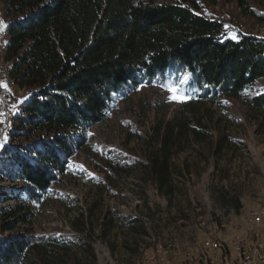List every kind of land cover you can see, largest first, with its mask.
<instances>
[{
    "label": "trees",
    "instance_id": "trees-1",
    "mask_svg": "<svg viewBox=\"0 0 264 264\" xmlns=\"http://www.w3.org/2000/svg\"><path fill=\"white\" fill-rule=\"evenodd\" d=\"M7 20L2 49L13 84L26 91L13 117L14 146L3 149L0 178V264L48 263L46 243L28 225L120 95L143 83L172 82L194 109L222 98L243 99L264 114V37L236 31L201 11L200 0H0ZM264 22V14L253 10ZM233 36L236 38L234 39ZM252 90L250 94H246ZM175 134H182V130ZM174 126L160 136L141 180L171 188L167 149ZM15 203V204H12ZM47 246V245H46Z\"/></svg>",
    "mask_w": 264,
    "mask_h": 264
},
{
    "label": "rangeland",
    "instance_id": "rangeland-1",
    "mask_svg": "<svg viewBox=\"0 0 264 264\" xmlns=\"http://www.w3.org/2000/svg\"><path fill=\"white\" fill-rule=\"evenodd\" d=\"M200 4L202 13L222 20L229 34L241 31L264 37V22L253 15V10L264 14V0H200ZM0 21L5 25L0 30L1 156L4 148L18 142L11 124L26 91L8 75L2 53L7 20L1 3ZM254 87L264 92V78ZM186 100L175 83H143L120 95L105 120L87 129L84 145L53 184L40 211L28 225H19L37 234L57 233L60 244L46 243L44 260L155 264L151 258H159L166 249L173 264H181L186 254L206 253L202 247L206 237L233 232L242 213L253 208L247 204L254 205L252 211L264 207V114L250 110L243 99L222 98L194 109L185 107ZM168 124L174 126L167 149L170 193L168 185L160 191L152 179L140 177V170L148 169L149 157L160 148ZM179 130L182 134H175ZM0 186L17 188L21 183L0 178ZM253 218L248 217V224H256ZM220 243L218 255L224 259L225 245ZM205 259L204 264H210Z\"/></svg>",
    "mask_w": 264,
    "mask_h": 264
},
{
    "label": "built area",
    "instance_id": "built-area-1",
    "mask_svg": "<svg viewBox=\"0 0 264 264\" xmlns=\"http://www.w3.org/2000/svg\"><path fill=\"white\" fill-rule=\"evenodd\" d=\"M0 95V97L2 98V94ZM248 217H256V224L264 223V207H261L256 211L245 210L239 219L248 224ZM258 235L260 234L253 230L252 233L248 232L245 236H236L237 239H233L232 241L233 248L237 252L236 256L244 255L246 253H255V261L253 262V264H264V242H258ZM202 247L206 251L205 254L202 253V256L198 257L194 254H186L181 264H196V262L206 257L209 258L210 264H215V260H217L218 258V251L222 250L221 243L218 240L214 239L212 236H209L203 240ZM160 252L162 253V255L159 258H151L152 262H155V264H173V257L170 251L165 249L164 251ZM236 256H224L225 264H234V261H236ZM147 264L150 263L148 262Z\"/></svg>",
    "mask_w": 264,
    "mask_h": 264
},
{
    "label": "crops",
    "instance_id": "crops-1",
    "mask_svg": "<svg viewBox=\"0 0 264 264\" xmlns=\"http://www.w3.org/2000/svg\"><path fill=\"white\" fill-rule=\"evenodd\" d=\"M236 196L240 199V195L236 194ZM238 201H240V200H237L236 205H235L237 208L240 206V202H238ZM242 205H243V203H242ZM247 206L253 207V208H249L251 210L254 209V205H252V204H247ZM252 220L256 221V217H254ZM239 221H241L240 225L233 232L228 231L226 233H219V234H216L214 236L215 237L214 239H216V238L219 239V241L225 245L224 251H225V253H226L225 255L227 257H229V256L235 257L236 256L233 245H232V241H233V239H235V237L238 234L245 236L252 229V231L254 230L261 235L260 241H258V242H264V223L249 225L240 219H239ZM239 256L240 255L236 256V261H234V264L238 261ZM217 257L218 258H217V260H215L216 261L215 264H224V259L220 255H218ZM204 262L207 263L205 258L203 260L196 262V264H204Z\"/></svg>",
    "mask_w": 264,
    "mask_h": 264
},
{
    "label": "bare ground",
    "instance_id": "bare-ground-1",
    "mask_svg": "<svg viewBox=\"0 0 264 264\" xmlns=\"http://www.w3.org/2000/svg\"><path fill=\"white\" fill-rule=\"evenodd\" d=\"M254 261L255 253H246L244 255H240L235 264H253Z\"/></svg>",
    "mask_w": 264,
    "mask_h": 264
},
{
    "label": "snow or ice",
    "instance_id": "snow-or-ice-1",
    "mask_svg": "<svg viewBox=\"0 0 264 264\" xmlns=\"http://www.w3.org/2000/svg\"><path fill=\"white\" fill-rule=\"evenodd\" d=\"M3 27H5V25H4V22L3 21H0V30H2L3 29ZM227 27V26H226ZM233 38L235 39L236 37L235 36H233ZM4 87H7V85L6 84H4L3 85ZM170 91H172V89H170ZM176 91H178V90H176ZM175 98V97H174Z\"/></svg>",
    "mask_w": 264,
    "mask_h": 264
},
{
    "label": "water",
    "instance_id": "water-1",
    "mask_svg": "<svg viewBox=\"0 0 264 264\" xmlns=\"http://www.w3.org/2000/svg\"><path fill=\"white\" fill-rule=\"evenodd\" d=\"M5 103V102H4Z\"/></svg>",
    "mask_w": 264,
    "mask_h": 264
}]
</instances>
